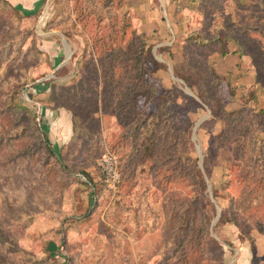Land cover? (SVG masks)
I'll return each instance as SVG.
<instances>
[{
	"label": "rangeland",
	"instance_id": "1",
	"mask_svg": "<svg viewBox=\"0 0 264 264\" xmlns=\"http://www.w3.org/2000/svg\"><path fill=\"white\" fill-rule=\"evenodd\" d=\"M105 3L0 0V264H264V0Z\"/></svg>",
	"mask_w": 264,
	"mask_h": 264
},
{
	"label": "crops",
	"instance_id": "2",
	"mask_svg": "<svg viewBox=\"0 0 264 264\" xmlns=\"http://www.w3.org/2000/svg\"><path fill=\"white\" fill-rule=\"evenodd\" d=\"M174 2H176V0H173ZM151 2V1H149ZM167 7V6H166ZM151 14L149 12L148 16L147 17H143V23L146 27L143 28V32L144 33H147V34H150L151 31H156V33H158L159 35H163V33H166V25H168L166 23V25L164 24V17L159 13V10H158V6H153V8H151ZM165 9V8H164ZM166 11L168 12V7L166 8ZM153 21V22H152ZM167 22L169 23V25L171 26L172 23L170 21V19L167 17ZM147 23H150V25H152V27H149L147 25ZM171 31L172 32H175V29H173V26L171 28ZM233 52V53H232ZM226 58L227 57H230V58H233L234 59V62L237 63L238 60H239V55L237 53H234V50H231L230 49V53L227 54L225 56ZM237 60V61H235ZM258 237H264V236H257V239H261L262 238H258Z\"/></svg>",
	"mask_w": 264,
	"mask_h": 264
},
{
	"label": "trees",
	"instance_id": "3",
	"mask_svg": "<svg viewBox=\"0 0 264 264\" xmlns=\"http://www.w3.org/2000/svg\"><path fill=\"white\" fill-rule=\"evenodd\" d=\"M106 1V3H105V5L106 4H108L109 3V1L110 0H105ZM193 2H194V0H192ZM130 21V20H129ZM192 36H194L193 37V39L194 40H197V41H202V38H201V36H200V34L199 33H193L192 34ZM220 53L222 54V55H224V54H226L227 53V48L225 47V48H223L221 51H220ZM184 79V78H183ZM186 81V83H187V85L189 86V87H191L192 86V84L190 83V82H188L187 80H185ZM45 137V142H48V140L46 139V136H44ZM48 144V143H47ZM50 151H51V153L53 154L54 152H53V150L52 149H50ZM85 177H86V179H87V182H89V183H92L91 182V178L88 176V174H85ZM194 184L196 185V186H200V188L202 189V190H204L205 189V187H206V183H205V180H204V178H203V175L198 171L197 172V174H195V176H194ZM193 192L195 193L194 194V201L196 202V201H199V200H205V195H199V193H198V191L197 190H193ZM213 196L215 197L216 196V194H215V192L213 191ZM220 213V212H219ZM187 215V214H186ZM186 215H183L182 217H181V227H184L186 224H188L190 221L188 220V218H187V216ZM223 213H222V211H221V213H220V215H219V218H218V221L219 222H221L222 221V217H223ZM188 222V223H187ZM252 252H254L253 250H252Z\"/></svg>",
	"mask_w": 264,
	"mask_h": 264
},
{
	"label": "water",
	"instance_id": "4",
	"mask_svg": "<svg viewBox=\"0 0 264 264\" xmlns=\"http://www.w3.org/2000/svg\"><path fill=\"white\" fill-rule=\"evenodd\" d=\"M197 125H198V123H197ZM217 211H218V213H217V216H216V218L214 219L213 223H214V222L218 219V217H219L220 207H217Z\"/></svg>",
	"mask_w": 264,
	"mask_h": 264
}]
</instances>
